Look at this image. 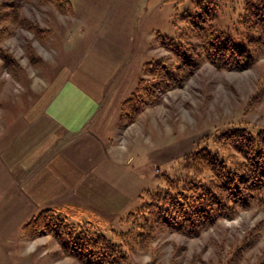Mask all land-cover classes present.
Returning a JSON list of instances; mask_svg holds the SVG:
<instances>
[{"label": "rangeland", "instance_id": "1", "mask_svg": "<svg viewBox=\"0 0 264 264\" xmlns=\"http://www.w3.org/2000/svg\"><path fill=\"white\" fill-rule=\"evenodd\" d=\"M48 1L0 0V134L25 114L35 115L55 93L61 70L76 62L92 37H104L131 48L129 57L138 65L128 88L124 91L126 82L120 80L102 110L105 118L115 115L108 137L117 140L116 159L146 176L128 212L98 216L97 209H90L89 215L79 196L88 204L96 193L82 187L75 197L79 204L69 207L68 216L48 213L53 217L49 229L58 218L59 225L83 229L80 235L102 233L129 250L130 264H264V203L221 215L195 233L166 228L167 217L156 212L171 209L167 195L185 183L215 184L206 164L209 151L239 162L230 134L221 133L264 130V54L240 71L219 69L202 56L208 35L236 34L243 0H67L69 6ZM244 20L250 36L255 23ZM181 50L200 64L190 70L180 61ZM142 99L148 103L126 122ZM103 203L116 208L106 199L98 205ZM153 203L158 210L152 214L137 212ZM32 217L16 230L17 244L8 249L6 264H84L66 252L70 247L75 255L92 259L83 246L63 248L43 217L26 233L24 224ZM42 226L46 229L40 233Z\"/></svg>", "mask_w": 264, "mask_h": 264}, {"label": "crops", "instance_id": "2", "mask_svg": "<svg viewBox=\"0 0 264 264\" xmlns=\"http://www.w3.org/2000/svg\"><path fill=\"white\" fill-rule=\"evenodd\" d=\"M130 51L104 37H92L76 62L61 70L55 93L36 114H25L1 132L0 264L8 262V249L17 244L23 222L43 209L78 205L75 197L82 187L96 193L88 204L79 196V205L89 215L90 209H97L94 215L120 216L133 202L136 205L139 182L144 184L146 176L116 159L117 140L108 137L115 115L105 118L102 111L112 102L118 82H126L125 91L137 70ZM105 199L116 208L98 205Z\"/></svg>", "mask_w": 264, "mask_h": 264}, {"label": "trees", "instance_id": "3", "mask_svg": "<svg viewBox=\"0 0 264 264\" xmlns=\"http://www.w3.org/2000/svg\"><path fill=\"white\" fill-rule=\"evenodd\" d=\"M170 1L179 2L180 0ZM60 2L66 4L67 0H60ZM242 5L245 11L240 12V16L234 22L239 28L236 34L219 31L213 35H208L201 44L203 59L215 64L219 69L240 71L251 65L257 55L264 54V0H243ZM67 6H69V3H67ZM245 18L251 19L255 23L250 36L247 34L249 29L245 26ZM251 39L255 41L250 42ZM164 40H167L166 36L161 41L162 44H164ZM178 53L181 56L180 61H182V64L189 66L190 70L200 64L198 61L193 62L189 51L181 50ZM142 102L143 104L141 105L140 102L141 106L139 105L134 116L126 122L134 121L135 115L140 112V107L142 110L144 103H146L144 99H142ZM221 134L223 136L230 134V147L238 154L239 162L229 161L227 157L224 158L218 155L215 152L216 150H208L213 153L207 151L206 164L214 174L215 184L194 181L195 183L183 184L178 193L171 191L167 195L172 205L171 209L163 212L156 211L161 216L165 215L167 217V223L163 224L166 228L195 233L221 215H231L236 209L264 203V130L253 133L245 128H233ZM69 209L73 208L42 210L24 224V231L27 233L29 226H36V223L33 224V222L43 217L48 232L60 239L63 248L67 249L71 244L86 248L84 250L86 255H89L92 259L83 258L84 255H75L74 247L73 250L71 247L66 250L84 264H130L129 250L125 249L122 244L115 245L110 240L108 242V239L102 233L98 232L99 236H95V238H93L94 235L91 237L86 232L80 235L83 229L75 232L74 228L76 226L74 225L68 223H65V226L64 224L59 225L58 218L54 221V225L51 224V229H49L48 223L53 219L52 214L61 213L68 216ZM155 210L158 209L153 203L148 208L138 209L137 212L142 211V213L145 212L144 214H152ZM64 218L60 220L64 221ZM43 223L41 222V225H44ZM62 226L66 228L63 229ZM46 228L42 226V229L38 231L42 233ZM54 228H56V231L52 232ZM93 258L99 260H93Z\"/></svg>", "mask_w": 264, "mask_h": 264}]
</instances>
